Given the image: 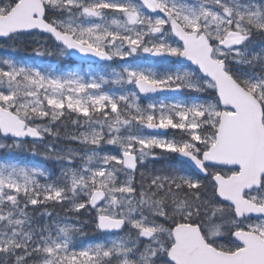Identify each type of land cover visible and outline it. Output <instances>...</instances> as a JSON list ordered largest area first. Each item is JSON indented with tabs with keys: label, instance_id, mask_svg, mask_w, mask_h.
<instances>
[{
	"label": "snow or ice",
	"instance_id": "obj_1",
	"mask_svg": "<svg viewBox=\"0 0 264 264\" xmlns=\"http://www.w3.org/2000/svg\"><path fill=\"white\" fill-rule=\"evenodd\" d=\"M28 46L0 56V264H264V0H0Z\"/></svg>",
	"mask_w": 264,
	"mask_h": 264
},
{
	"label": "rangeland",
	"instance_id": "obj_2",
	"mask_svg": "<svg viewBox=\"0 0 264 264\" xmlns=\"http://www.w3.org/2000/svg\"><path fill=\"white\" fill-rule=\"evenodd\" d=\"M32 47H34V46H28V47H26V48H28L29 50L26 52V53H24V55H23V58L24 59H28V57L29 58H31V56L33 55V52H32ZM3 49L4 48H0V56H6L4 53H2V51H3ZM13 52V51H12ZM14 54H17V52L15 51L14 52ZM22 55V54H21ZM33 57H35L34 55H33ZM67 57H62V59H66ZM58 59V58H57ZM115 66V65H114ZM88 67L89 66H85V68L84 69H80L82 72L83 71H86L87 69H88ZM94 69H97V70H100V69H103L104 67H94V66H92ZM68 68H80V66H71V67H66V68H64V69H68ZM21 156L26 160V161H28V162H31V161H29V159L27 158V156H30V157H33L30 153H21ZM37 158H40L39 156H37ZM41 166V165H40ZM52 171H54V169H52Z\"/></svg>",
	"mask_w": 264,
	"mask_h": 264
},
{
	"label": "trees",
	"instance_id": "obj_3",
	"mask_svg": "<svg viewBox=\"0 0 264 264\" xmlns=\"http://www.w3.org/2000/svg\"><path fill=\"white\" fill-rule=\"evenodd\" d=\"M29 49L26 48V47H21L19 51H16L17 54H14V52H12L10 49L9 50H5L3 49V53L6 55H12V56H15L17 58H20L21 57V54L22 53H26ZM46 166L47 167H50V168H53V166L51 165V162H46ZM88 233H89V236L87 237V239H92V232H91V229L90 228H86L85 229Z\"/></svg>",
	"mask_w": 264,
	"mask_h": 264
},
{
	"label": "water",
	"instance_id": "obj_4",
	"mask_svg": "<svg viewBox=\"0 0 264 264\" xmlns=\"http://www.w3.org/2000/svg\"><path fill=\"white\" fill-rule=\"evenodd\" d=\"M72 57L75 58L76 60H78L76 56H72ZM93 60H94V58H93ZM78 61H80V60H78ZM80 62H84V61H80ZM87 62H93V61H87ZM96 62H99V61H96Z\"/></svg>",
	"mask_w": 264,
	"mask_h": 264
}]
</instances>
